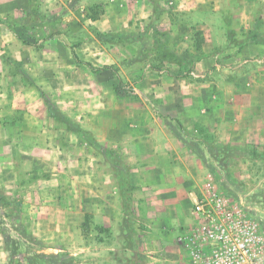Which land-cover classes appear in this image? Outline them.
I'll return each instance as SVG.
<instances>
[{
  "label": "rangeland",
  "instance_id": "374dc122",
  "mask_svg": "<svg viewBox=\"0 0 264 264\" xmlns=\"http://www.w3.org/2000/svg\"><path fill=\"white\" fill-rule=\"evenodd\" d=\"M134 3L87 0L82 6L80 0H64L60 8L47 14L48 20L60 19L51 25L53 30L39 40L36 27H27L35 34L22 39L21 61L10 58L9 72L0 71V80L7 88L2 96L4 113L16 125L13 128L0 120V191L13 200L11 205H0V261L4 264H55L63 253L72 255L74 264H150L144 238L147 226L137 219L139 204L116 201L121 212L127 209L129 213L118 220L123 229L115 236L121 242L114 244L112 225L105 227L106 220L92 210L99 206L97 198L82 199L88 184L82 176L71 183V166L65 160L67 149L63 147L59 156L56 150L43 152L52 163L21 154V109L12 105L11 87H27L38 97L41 104H37L36 111L51 117L42 125L61 131V142L68 144L73 139L79 151L91 144L107 159L87 136L92 135V129L112 137L131 129L135 122L145 124L146 113L152 112L162 119L171 135L181 137L183 131L178 124L185 125L180 114L200 113L219 90L218 83L231 80L235 86L232 90H241L259 79L264 55H253L245 62L244 57L235 58L243 44L252 43L246 33L253 26L246 28L244 23L239 29H230L234 50L222 59L229 61L233 53V62L224 67L208 65L196 73L195 61L205 58L206 53L226 49L231 41L210 38V27L194 24L192 16L184 11L175 15L170 10L169 15L177 19L173 32L168 19H160L161 10L158 22L145 16L137 19ZM33 4L39 6V0H33ZM251 10V18L264 15V9L257 6ZM259 29L264 31L263 27ZM92 66L101 70L93 72ZM255 85L260 93L262 88ZM64 115L73 120L74 126L69 128ZM196 130V137L204 141L205 147H199L196 139L188 138L186 142L202 151L205 164L217 179L218 191L250 209L264 226V159L246 158L238 148L242 145L219 142L202 126ZM48 139L39 135L41 143ZM112 148L124 152L120 144ZM93 190L97 192L96 185ZM113 191L111 184L109 192ZM121 195L123 198L122 191ZM111 203L115 204L114 200ZM104 240L107 245H100ZM155 247L160 259L154 264L180 263L177 249L167 244ZM162 256L167 260L161 262Z\"/></svg>",
  "mask_w": 264,
  "mask_h": 264
},
{
  "label": "crops",
  "instance_id": "0c3cea01",
  "mask_svg": "<svg viewBox=\"0 0 264 264\" xmlns=\"http://www.w3.org/2000/svg\"><path fill=\"white\" fill-rule=\"evenodd\" d=\"M63 1L39 0V6H35L33 0H0V71L2 73L9 72L10 58L21 61V55H23L21 53L24 50L21 47L22 39H27L35 34V30H30L32 34L29 33L27 27L30 29H32L31 25L36 27L39 31L36 36L40 37L39 40L46 32L53 30L51 25L57 24L60 19L48 20L47 14L60 8L59 5ZM132 1L135 2L134 11L137 19L145 16L158 22L160 20H157L156 17L161 12L160 19L163 16L167 18L166 22L171 25L173 32V25L177 19L169 15L170 10L175 15H177L175 12L180 14L181 11H184L192 16L194 24H205L210 27L208 31L210 38L231 41L230 46L226 49L206 53L205 58L195 61L193 69L196 73L208 65L215 64L218 67H224L225 64H228L227 62H233V53H231L229 61L222 59L234 50L231 46L234 36L232 37L230 34V29H239L240 25L244 23L247 24L246 28H251L256 19L253 18V15L251 18V9L255 6L264 9V0ZM80 2L84 6L83 4L87 0H80ZM36 8H39V13ZM106 14L107 10L105 9L103 15L106 16ZM259 18L262 21L260 27H263L264 30V15ZM214 24V28L210 26ZM248 39L252 41L250 38ZM256 54L264 55V42L252 41V43L243 44L237 50L235 58L242 59L244 57L243 62H245ZM257 61L258 64H262L260 60ZM258 74L257 82L243 86L241 90H232L235 86L231 80L218 83L219 90L210 96L208 103L203 106L200 113L194 114L189 111L180 114V120L189 135L184 133L181 137L171 135L162 119L152 112L146 113L144 118H147V122L145 124L135 122L131 129L114 133L112 137L92 129V135L87 136L95 139L100 147L93 145L101 149L107 159L99 152L96 153L91 144L85 150L79 151L75 149L73 139L68 144L61 142V131L42 125L43 122H50L51 117L36 111L37 104H41L38 97H34L30 93L31 91L28 92L29 88L27 87L23 88L22 86L21 88V85H19L20 88L11 87L14 97L12 105L14 108L20 107L19 109H21V154L52 163L50 157L43 156V152L51 154L56 150L55 152H58L59 156L63 147L67 149L65 160L71 166V183L75 184L76 179L82 176L84 183L88 184L87 189H89L82 199L90 201L97 198L95 200L99 206L92 210H95L96 215L106 220L105 227L112 225L114 236L116 231L123 229L122 222L120 223L118 220H122V214L129 213L126 209L121 212V209L116 205V201L121 203L122 199L126 205L121 187V177L114 159L123 161L128 165V180L132 186L131 193L128 194L129 204L134 203L135 206L139 204L137 219L147 226L145 230L147 234L144 238L147 256L150 258L149 263L154 264L157 259H160L155 245L162 248L167 244L169 247L177 249L182 258L176 238L195 222L192 215V204L196 199L210 198L213 188L217 186V179L209 171L205 160L193 152L186 140L188 138L196 139L198 146L204 148V141L196 137L198 135L196 127L202 126L219 142L242 146L254 144L264 147V64L259 67ZM8 77L6 76V78ZM255 84L262 88L260 93L257 88L255 89ZM5 90L7 88L1 79L0 120H4L5 125L11 123L14 125L13 128H16L15 122H13L15 120L8 119L4 113L2 96L5 95ZM48 113L50 114V112ZM4 116L5 119H3ZM65 117H67L69 128H71L70 125L74 126L73 120L67 115H64ZM4 121L2 122L4 123ZM77 128L79 127L77 126ZM76 130L79 133L80 128ZM7 134L10 133L7 132ZM39 135L48 137V141L41 143ZM86 143L88 144V141L85 140ZM118 144L124 147V152L112 148ZM106 150L109 152L107 153ZM110 182L113 184V194L109 192ZM95 185L96 193L93 190ZM111 200H114L115 204L111 203ZM130 241L132 243L131 239ZM113 242L116 244L121 240L115 236ZM99 244L107 245V242L104 240ZM110 248H115V246ZM163 248L165 249V247ZM162 254L164 255V253ZM166 260L165 256H162L161 262ZM3 262L0 261V264H4ZM178 264L188 263L181 259Z\"/></svg>",
  "mask_w": 264,
  "mask_h": 264
},
{
  "label": "built area",
  "instance_id": "2783aa9c",
  "mask_svg": "<svg viewBox=\"0 0 264 264\" xmlns=\"http://www.w3.org/2000/svg\"><path fill=\"white\" fill-rule=\"evenodd\" d=\"M192 204L194 224L176 238L188 264H264V227L250 209L213 188Z\"/></svg>",
  "mask_w": 264,
  "mask_h": 264
},
{
  "label": "trees",
  "instance_id": "16d2710c",
  "mask_svg": "<svg viewBox=\"0 0 264 264\" xmlns=\"http://www.w3.org/2000/svg\"><path fill=\"white\" fill-rule=\"evenodd\" d=\"M261 25H262L261 19L259 17L256 18L252 29H248L246 36L248 38H250V40H252V41L264 42V32L260 31V29H259V27ZM91 70L93 72H98L99 70H101V68L92 66ZM65 118H67V117H65ZM179 127L181 128V130L183 131V133L185 135H189L188 131L180 123H179ZM91 140L95 146L100 147V145L98 143H96L95 139L91 138ZM189 147L193 150V152L199 158L204 159L203 153L200 149H198L197 147H195L194 145H191V144H189ZM238 148L241 151H243L246 158L264 159V147H260L259 145H254V144H247V145L239 146ZM106 152L108 153L109 151L106 150ZM114 161L117 165V169H118L119 175L121 177V187H122L123 194L125 197V202L127 205V203H129V200H130L128 194H130L129 191L132 188V186L130 185L129 180H128V165L123 163V161H120V160L118 161L117 159H114ZM12 202H13V200L11 198H9L5 193L0 191V205H3V206L11 205ZM74 262H75V259L72 255H69L68 253H63L60 255L59 258L56 259V261L54 263L55 264H74Z\"/></svg>",
  "mask_w": 264,
  "mask_h": 264
}]
</instances>
